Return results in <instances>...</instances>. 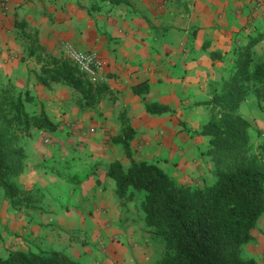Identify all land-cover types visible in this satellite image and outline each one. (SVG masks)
Masks as SVG:
<instances>
[{"label": "crops", "instance_id": "1", "mask_svg": "<svg viewBox=\"0 0 264 264\" xmlns=\"http://www.w3.org/2000/svg\"><path fill=\"white\" fill-rule=\"evenodd\" d=\"M34 38L40 48L30 53ZM66 40L102 59L94 83L104 89L90 105L69 85L47 87L37 79L50 57L68 60L62 52ZM243 47L255 62L264 61V0H10L7 9L0 5V82L28 95L27 112L43 111L56 124L54 131L33 129L22 139L26 161L14 180L41 199L28 206V216L7 221L8 241L14 244L11 233L24 231L31 243L21 250H63L82 264L140 263L142 251L151 250L144 241L153 237L143 221V194L121 200L106 174L116 160L124 169L130 165L115 138H124L128 127L134 161H154L182 185L213 183V165L203 154L209 137L200 129L210 117L207 102L214 89L233 70V51ZM137 85L147 90L133 91ZM145 102L167 111L148 113ZM239 111L249 122L251 144H258L264 139V102L251 94ZM61 121L64 129L58 127ZM251 235L242 255L264 264V212ZM98 238L105 252L96 249Z\"/></svg>", "mask_w": 264, "mask_h": 264}, {"label": "trees", "instance_id": "2", "mask_svg": "<svg viewBox=\"0 0 264 264\" xmlns=\"http://www.w3.org/2000/svg\"><path fill=\"white\" fill-rule=\"evenodd\" d=\"M119 2L120 0H110ZM30 43V53L40 47ZM233 70L214 89L210 117L200 133L209 137L203 154L213 165L215 181L202 186L177 182L156 162L131 158L128 139L115 138L123 144L130 165L124 169L116 160L107 167L116 192L122 200L142 193L140 208L143 221L155 239L163 243V254L153 264H255L244 258L242 248L253 240L251 230L264 212V139L254 151L249 139V122L239 107L249 95L264 102V61L255 62L252 51L243 47L233 51ZM38 81L49 87L64 83L92 104L104 88L79 75L66 60L50 57L42 65ZM137 85L135 92H145ZM28 95L14 96L8 89L0 93V189L12 205L33 206L38 199L34 190H21L15 178L22 172L26 154L22 139L33 129L54 131L56 124L43 112L29 113L24 101ZM148 113L159 114L167 107L145 102ZM1 240V232H0ZM0 264H82L63 250H13L0 256Z\"/></svg>", "mask_w": 264, "mask_h": 264}, {"label": "rangeland", "instance_id": "3", "mask_svg": "<svg viewBox=\"0 0 264 264\" xmlns=\"http://www.w3.org/2000/svg\"><path fill=\"white\" fill-rule=\"evenodd\" d=\"M63 56L61 55L60 59L66 60L64 58H62ZM68 61V60H66ZM70 63V61H68ZM77 71V69H76ZM78 73V71H77ZM11 84V83H10ZM10 84H7L5 82H0V93L4 90V89H8L10 92H12V94L14 96L18 95L19 93H17V91L15 90V88H13ZM73 100L75 102V104L77 103V98H78V94L76 92L73 91ZM250 96V95H249ZM248 96V97H249ZM61 123V124H60ZM59 123L58 127L59 128H63L64 126L62 124V121ZM249 131V129H248ZM254 135V134H253ZM251 141V140H250ZM23 144V143H22ZM257 143H252L251 146L253 148V150L255 151L257 148ZM35 197L39 200L41 199V194L37 191L34 192ZM25 202H22V205L19 204H15L12 205L10 200L8 198H6L3 195V191L0 189V232H1V240H0V256L5 257L7 256V254L9 253V251L13 250V246L15 245V247H19V249L16 250H21L20 247H22L23 249H25V242L27 243H31L30 240H26L25 238H23V232H14L11 233V236L13 237L14 240V244L12 243V241H8L7 239V234H8V229H7V221H9V219H13L16 220L17 222L20 219L21 215L20 214H24L25 216H28V209L30 207L28 206H24ZM10 235V234H9ZM100 237V236H98ZM100 238H98L99 240ZM102 239V238H101ZM104 239V238H103ZM148 241L146 239V241H144V243H147L146 246L148 247L151 246V250H146L144 249L142 252V255H140L139 257H137L140 261V263L138 264H153L155 263L163 254V243L160 239H150V237L148 236ZM97 240V246L98 248H96L97 250H101L103 252H105V247L103 248ZM19 242V243H17ZM133 247V246H132ZM131 248V247H129ZM149 255V256H146ZM134 256H132V259ZM131 259V260H132ZM131 262V263H130ZM128 261V264H133L132 261Z\"/></svg>", "mask_w": 264, "mask_h": 264}, {"label": "built area", "instance_id": "4", "mask_svg": "<svg viewBox=\"0 0 264 264\" xmlns=\"http://www.w3.org/2000/svg\"><path fill=\"white\" fill-rule=\"evenodd\" d=\"M10 0H1L2 8L7 9ZM62 52L64 56L77 69L78 74L91 82H95L101 73L103 62L100 56L95 51H83L70 41L62 43ZM48 137L43 141L48 143ZM98 243L104 248V241L98 240Z\"/></svg>", "mask_w": 264, "mask_h": 264}]
</instances>
